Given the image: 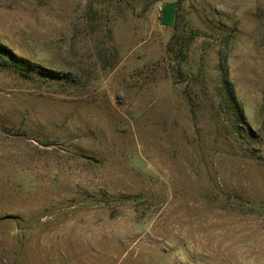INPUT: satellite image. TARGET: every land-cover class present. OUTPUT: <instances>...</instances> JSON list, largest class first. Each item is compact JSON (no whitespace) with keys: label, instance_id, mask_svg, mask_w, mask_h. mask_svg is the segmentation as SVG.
Segmentation results:
<instances>
[{"label":"rangeland","instance_id":"374dc122","mask_svg":"<svg viewBox=\"0 0 264 264\" xmlns=\"http://www.w3.org/2000/svg\"><path fill=\"white\" fill-rule=\"evenodd\" d=\"M0 264H264V0H0Z\"/></svg>","mask_w":264,"mask_h":264},{"label":"trees","instance_id":"16d2710c","mask_svg":"<svg viewBox=\"0 0 264 264\" xmlns=\"http://www.w3.org/2000/svg\"><path fill=\"white\" fill-rule=\"evenodd\" d=\"M237 134H238L239 136H241V135H240V134H241L240 131H239V133H237Z\"/></svg>","mask_w":264,"mask_h":264}]
</instances>
